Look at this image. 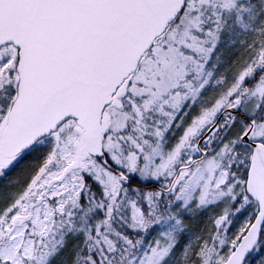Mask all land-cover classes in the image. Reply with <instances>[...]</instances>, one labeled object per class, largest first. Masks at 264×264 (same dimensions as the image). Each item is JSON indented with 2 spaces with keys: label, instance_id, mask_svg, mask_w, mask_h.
<instances>
[{
  "label": "snow or ice",
  "instance_id": "snow-or-ice-1",
  "mask_svg": "<svg viewBox=\"0 0 264 264\" xmlns=\"http://www.w3.org/2000/svg\"><path fill=\"white\" fill-rule=\"evenodd\" d=\"M0 264H264V0H0Z\"/></svg>",
  "mask_w": 264,
  "mask_h": 264
}]
</instances>
